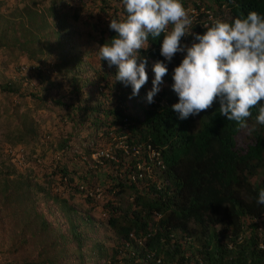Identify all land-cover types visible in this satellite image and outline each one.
<instances>
[{
  "label": "trees",
  "instance_id": "trees-1",
  "mask_svg": "<svg viewBox=\"0 0 264 264\" xmlns=\"http://www.w3.org/2000/svg\"><path fill=\"white\" fill-rule=\"evenodd\" d=\"M263 160L264 0H0V264H264Z\"/></svg>",
  "mask_w": 264,
  "mask_h": 264
},
{
  "label": "clouds",
  "instance_id": "clouds-1",
  "mask_svg": "<svg viewBox=\"0 0 264 264\" xmlns=\"http://www.w3.org/2000/svg\"><path fill=\"white\" fill-rule=\"evenodd\" d=\"M202 10H204V9H202ZM206 12L209 13L208 11H206ZM185 13L189 17V20L188 21L185 20V23L187 22V23L190 24V22H194L195 21L196 16H197V11L194 10L193 8L188 9L186 12L180 11V13L176 17V20L177 21L180 20ZM211 20H213V16L211 14H209L208 15V21H211ZM164 22H167V21L164 20ZM147 24L151 25V27H155V23H153V22L152 23H147V20H144V21H141V23H140V29H145ZM149 101L156 102V100H154L153 98H149ZM101 152H104V151H101ZM105 154H106V156H108V154L106 152H104V155ZM98 155H101V154L100 153L99 154H94L93 157L96 158ZM263 176H264V160H263V162L261 164V168L258 170L257 174L252 175L250 177V182L252 184H254V185H258V184H260L262 182ZM257 178H259V179H257ZM255 180H257V181H255ZM254 220L258 224L259 230L261 232H264V213L261 215L260 218L254 219Z\"/></svg>",
  "mask_w": 264,
  "mask_h": 264
},
{
  "label": "built area",
  "instance_id": "built-area-1",
  "mask_svg": "<svg viewBox=\"0 0 264 264\" xmlns=\"http://www.w3.org/2000/svg\"><path fill=\"white\" fill-rule=\"evenodd\" d=\"M20 154H21V157H23V156H22V155H23V154H22V151L20 152ZM100 154H101V155H104V152H100ZM105 155H106V154H105ZM140 176H141V175H140ZM159 263H160V261L157 260V264H159Z\"/></svg>",
  "mask_w": 264,
  "mask_h": 264
},
{
  "label": "rangeland",
  "instance_id": "rangeland-1",
  "mask_svg": "<svg viewBox=\"0 0 264 264\" xmlns=\"http://www.w3.org/2000/svg\"><path fill=\"white\" fill-rule=\"evenodd\" d=\"M215 63V62H214ZM27 69H29L28 67H25V70H27ZM8 71V70H7ZM160 77L158 76V78L157 79H159ZM195 118H196V116H195ZM196 121H198V119H196ZM257 179H259V178H257ZM255 181H257V180H255Z\"/></svg>",
  "mask_w": 264,
  "mask_h": 264
}]
</instances>
